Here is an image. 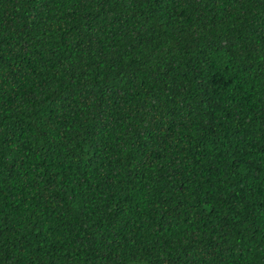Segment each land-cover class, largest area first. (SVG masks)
<instances>
[{
	"label": "trees",
	"instance_id": "1",
	"mask_svg": "<svg viewBox=\"0 0 264 264\" xmlns=\"http://www.w3.org/2000/svg\"><path fill=\"white\" fill-rule=\"evenodd\" d=\"M0 264H264V0H0Z\"/></svg>",
	"mask_w": 264,
	"mask_h": 264
}]
</instances>
